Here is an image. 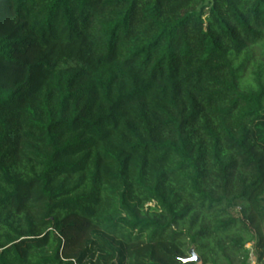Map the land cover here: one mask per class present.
Returning <instances> with one entry per match:
<instances>
[{"label": "trees", "instance_id": "obj_1", "mask_svg": "<svg viewBox=\"0 0 264 264\" xmlns=\"http://www.w3.org/2000/svg\"><path fill=\"white\" fill-rule=\"evenodd\" d=\"M262 124L264 0H0V264H264Z\"/></svg>", "mask_w": 264, "mask_h": 264}, {"label": "rangeland", "instance_id": "obj_2", "mask_svg": "<svg viewBox=\"0 0 264 264\" xmlns=\"http://www.w3.org/2000/svg\"><path fill=\"white\" fill-rule=\"evenodd\" d=\"M259 60H263V58H261V57H257ZM254 69V67H250V69L249 70H247L246 71V73H245V75H244V78L242 79V84H244V83H246V82H248V81H250L251 80V78H252V74L250 73L251 72V70H253ZM261 133H264V125L262 124V131H261ZM155 205V203H153V202H149V203H147L146 205H145V207H146V209L149 207V206H154ZM240 206V205H239ZM236 214H239V209L236 211ZM185 243H186V245H187V247H188V254L191 256V254H190V250L192 249V250H194L195 252L197 251L196 250V245L195 244H193L192 242H191V240L187 237V239L185 240ZM197 253V252H196ZM260 252H258V251H256L254 248L252 249V252H250V259H249V264H257V255L259 254Z\"/></svg>", "mask_w": 264, "mask_h": 264}, {"label": "water", "instance_id": "obj_3", "mask_svg": "<svg viewBox=\"0 0 264 264\" xmlns=\"http://www.w3.org/2000/svg\"><path fill=\"white\" fill-rule=\"evenodd\" d=\"M191 257L185 259V262L187 261H196L200 262L201 258L197 255V253L194 250H190Z\"/></svg>", "mask_w": 264, "mask_h": 264}, {"label": "built area", "instance_id": "obj_4", "mask_svg": "<svg viewBox=\"0 0 264 264\" xmlns=\"http://www.w3.org/2000/svg\"><path fill=\"white\" fill-rule=\"evenodd\" d=\"M246 247L252 252L253 249V244L252 243H247Z\"/></svg>", "mask_w": 264, "mask_h": 264}]
</instances>
